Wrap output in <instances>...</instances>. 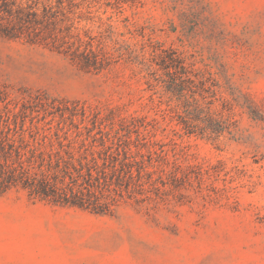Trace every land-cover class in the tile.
<instances>
[{
	"label": "rangeland",
	"instance_id": "obj_1",
	"mask_svg": "<svg viewBox=\"0 0 264 264\" xmlns=\"http://www.w3.org/2000/svg\"><path fill=\"white\" fill-rule=\"evenodd\" d=\"M47 1L56 4L0 8L41 15ZM72 9L64 15L101 68L82 69L26 31L0 35V112L25 107L36 118L24 129L69 133L96 118L104 129L145 118L167 154L147 166L156 183L122 191L105 214L0 192V264H264V0H73ZM158 55L185 67L179 91L165 87ZM195 106L227 129L185 133L177 115Z\"/></svg>",
	"mask_w": 264,
	"mask_h": 264
},
{
	"label": "trees",
	"instance_id": "obj_2",
	"mask_svg": "<svg viewBox=\"0 0 264 264\" xmlns=\"http://www.w3.org/2000/svg\"><path fill=\"white\" fill-rule=\"evenodd\" d=\"M4 4L0 11L6 17L0 16V20L5 19L7 24L0 22V35L15 38L26 31L32 42L36 38L50 39L58 51L69 55L82 69L101 68L97 55L93 51L86 52L81 31L73 25V19L64 15L65 10L72 12L73 0H56L54 5L48 1L41 3V15L30 5L25 11L11 8L7 2ZM59 12L61 17L57 15ZM159 58L157 64L168 77L165 87L179 91L187 76L182 62L170 56L160 55ZM192 103L197 104V101L193 99ZM197 107L184 109V115H177L185 133L199 131L217 137L227 129L224 121ZM26 112L25 107L15 112L6 106L0 112V192L12 187L21 188L29 197L105 214L117 204L118 197L122 198V191L141 194L145 191V184L156 183L147 166L154 167L157 162L165 160L166 143L152 139L148 126L154 127V123L145 118L121 117L118 129L111 125L104 129L106 125L102 128L100 123L96 124L99 120L96 118L91 127H84L85 133L80 130L69 133L70 128L64 130L59 126L24 129L26 117L31 123L36 118L32 111ZM42 119L45 120V116ZM136 121L141 123L136 124ZM140 127L144 132L139 131ZM132 132L136 134L134 138ZM171 144H175L174 140ZM160 183L164 184L162 180Z\"/></svg>",
	"mask_w": 264,
	"mask_h": 264
}]
</instances>
